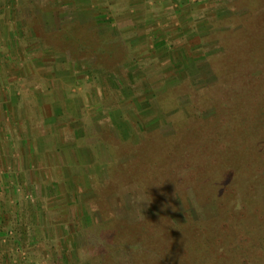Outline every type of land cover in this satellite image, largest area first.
Returning a JSON list of instances; mask_svg holds the SVG:
<instances>
[{
  "label": "rangeland",
  "instance_id": "rangeland-1",
  "mask_svg": "<svg viewBox=\"0 0 264 264\" xmlns=\"http://www.w3.org/2000/svg\"><path fill=\"white\" fill-rule=\"evenodd\" d=\"M262 200L264 0H0V264H210Z\"/></svg>",
  "mask_w": 264,
  "mask_h": 264
},
{
  "label": "trees",
  "instance_id": "trees-1",
  "mask_svg": "<svg viewBox=\"0 0 264 264\" xmlns=\"http://www.w3.org/2000/svg\"><path fill=\"white\" fill-rule=\"evenodd\" d=\"M167 180H168V178H167ZM261 204L262 205H261L260 208L262 210H264L262 208L263 205H264V200L261 201ZM243 209H244V211H246L248 208L242 207L239 210L243 211ZM261 209L253 210V212H252L253 215L252 216L256 220L257 219H259V220L261 219L260 221H263V223H264V212L261 211ZM226 212H228V211L226 210ZM208 214H210V213L206 212L205 215H208ZM244 214H245V212H244ZM229 215L231 216V214H229ZM214 216H215V214H214ZM226 216H228V215H226ZM230 216H228L227 221H226V219L224 217L223 219H221V221H219L217 223L218 226H217V230H216V234H217L216 236L218 237V240L220 241L219 243L220 244L221 243L225 244V246H221V247H224V248H220V249H222V250H220V249H218L219 248L218 244H215L216 242H212V244H214V245L212 246V249H211V252H210V254H211L210 264H215V261H217V264H264V230L262 232H260L257 227H249L248 226L249 230H251L250 238H248V240H247L248 242L246 243V245H237V244H235L234 240H236L235 238H237L240 234H238L239 232H237L236 230L229 229V225L230 226L233 225V223L231 222V217ZM244 216H247V215H244ZM219 218H222V217H219ZM188 219H190V218H188ZM204 219L208 220V218H204ZM187 221L188 220H186V222L184 221L182 223H178L176 221V219L173 218V219H170V223L168 225H169L170 229H173V231L175 233L182 232L181 233L182 236L185 235L186 231L190 232L189 230H191L193 232V228L197 227L196 231H195V233L197 234L195 236V237H197L196 239L197 240H204V236H203L204 235L203 234L204 231H202V230L199 231V228L203 229V226L202 227H200V226L198 227L197 224H195V221H193L192 224H190V223L187 224ZM214 223H211L210 227L211 226L213 227ZM181 224H183V227H182ZM227 225H228V227H227ZM248 227H246L245 229H248ZM242 230H243V228H242ZM257 230H258V232H257ZM233 231H235L234 234H238V235L235 236V237L233 235L234 238L232 237V240H229L228 239V235L230 233H232ZM254 231L257 232L256 236H255V232ZM252 236H255V237H252ZM223 238H225V240ZM204 243H205L204 246H207L206 242H204ZM208 244H209V242H208ZM215 247H217L216 251H215ZM244 247H247V251H258L260 257L259 258H254V257L246 256L247 253L245 252L246 249H244ZM242 248H243V251L241 250ZM182 249L185 250V246L184 245L182 246ZM182 249H181L182 259H183L184 263H186L188 258L184 255V253L182 252ZM219 251L222 252V255H217V252H219ZM215 252H216V254H214ZM184 258H186V259H184Z\"/></svg>",
  "mask_w": 264,
  "mask_h": 264
},
{
  "label": "crops",
  "instance_id": "crops-1",
  "mask_svg": "<svg viewBox=\"0 0 264 264\" xmlns=\"http://www.w3.org/2000/svg\"><path fill=\"white\" fill-rule=\"evenodd\" d=\"M2 150H3V149H2ZM3 151H4V150H3ZM2 156H3V159L5 160V158H6V155H5V153H4V152H3V155H2ZM1 160H2V159H1ZM4 160H2V162H3ZM7 160H8V158L5 160V161H6V162H5L6 164H7Z\"/></svg>",
  "mask_w": 264,
  "mask_h": 264
}]
</instances>
